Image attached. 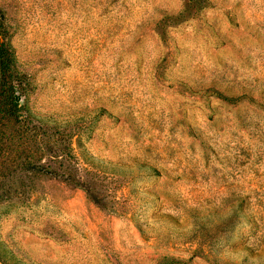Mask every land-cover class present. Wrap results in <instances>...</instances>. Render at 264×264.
Wrapping results in <instances>:
<instances>
[{
    "label": "rangeland",
    "instance_id": "rangeland-1",
    "mask_svg": "<svg viewBox=\"0 0 264 264\" xmlns=\"http://www.w3.org/2000/svg\"><path fill=\"white\" fill-rule=\"evenodd\" d=\"M0 38V264H264V0H0Z\"/></svg>",
    "mask_w": 264,
    "mask_h": 264
},
{
    "label": "trees",
    "instance_id": "trees-1",
    "mask_svg": "<svg viewBox=\"0 0 264 264\" xmlns=\"http://www.w3.org/2000/svg\"><path fill=\"white\" fill-rule=\"evenodd\" d=\"M12 61V54L9 50V45L0 38V78L3 79V75L6 74V70L9 69ZM17 99H20L17 91H14Z\"/></svg>",
    "mask_w": 264,
    "mask_h": 264
}]
</instances>
